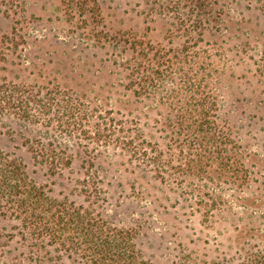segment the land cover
Segmentation results:
<instances>
[{
	"label": "trees",
	"instance_id": "1",
	"mask_svg": "<svg viewBox=\"0 0 264 264\" xmlns=\"http://www.w3.org/2000/svg\"><path fill=\"white\" fill-rule=\"evenodd\" d=\"M26 1L0 0V15L11 23L10 31L0 39L2 46L15 44L17 47L19 38L26 39L17 33L27 23ZM99 1L59 0L66 23L83 29L85 37L81 42H90L95 47L107 42L98 34L102 22ZM144 1L146 15L160 14L171 18L172 27H177L186 38L185 45L169 57L152 54L142 42L134 39L129 44L131 53L123 62L126 88L135 104L139 105L142 99L155 100L157 106L168 111L163 127L166 139L163 155L155 145L148 144L151 155L147 156L142 142L138 141L140 133L127 141L122 142L119 137L111 141V135L106 134L109 130L100 128L102 117H97L98 126L92 124L98 109L91 107L87 111L84 96L74 92L72 95L71 90L59 84L35 90L6 79L15 70L14 63L0 67V222L12 220L16 223L15 232L7 235L8 240L19 238V245L28 249V264L60 261L64 264L70 262L68 260L75 264H155L144 258L134 229L111 226L98 210L103 206V191L99 188L97 171L92 172L94 158L87 147L81 151L83 155L79 152L80 175L69 190L80 203L54 195L53 189L33 176L41 171L47 178L62 180L75 159L62 138L74 140L75 135L89 145L123 144L128 165L139 169V163L147 162L150 166L147 171L151 170L156 182L161 179L160 183H167L177 177L209 178L218 172V180L249 194L256 183L260 190L258 195L251 194L250 199L240 197L241 202L252 200L250 205L240 207L241 211L237 212L227 206L221 196L211 193L212 197L204 200L201 192L195 189L202 204L194 213H198L199 224L204 230L218 234L236 215L240 218L239 227L234 228L236 239L229 242L225 252L209 256L190 250L181 260L187 264H264V229L261 228L264 226V159L258 166L263 182H256L252 175L255 165H250V159H245L241 153L237 134L230 127L219 128L218 102L213 88L223 74L218 63L227 53L226 41L232 36L237 41L244 40L240 46L249 45L244 32L249 20H235L231 12L241 9L238 16H243L245 11H256L257 21L261 20L257 22L260 32L255 33L254 27L249 32L253 33L254 39L262 38L264 43V0ZM206 36L213 39L212 49L188 48L196 37L204 39ZM3 56L0 53V61L6 59ZM258 72L259 84L263 85L264 67ZM255 97L258 109L261 107L264 114V99ZM231 135L235 141H230ZM17 136L20 137L18 141ZM6 141L10 145L4 144ZM15 142L17 149L23 147L30 155L28 158L24 154L28 160L15 155L11 145ZM215 166L219 170L214 169ZM164 194L163 198L168 201L170 197ZM226 216H229L228 221H225ZM50 252L56 254V258L52 259Z\"/></svg>",
	"mask_w": 264,
	"mask_h": 264
},
{
	"label": "rangeland",
	"instance_id": "2",
	"mask_svg": "<svg viewBox=\"0 0 264 264\" xmlns=\"http://www.w3.org/2000/svg\"><path fill=\"white\" fill-rule=\"evenodd\" d=\"M99 2L102 22L98 34L105 37L107 42L95 47L90 42H81L85 37L83 29H76L66 23L59 0H27V25H22V30L17 32L20 36H26V39L19 38L17 47L15 44L2 46L0 42V53L6 58L0 61V67L14 63L15 70L6 79L26 84L35 90L45 85L52 87L59 84L71 90L72 95L84 96L87 111L91 107L98 109L93 115L92 124L98 126L97 117H102L100 128L102 131L106 128L109 130L106 134L111 135V141H116L118 137L122 142L127 141L135 133H140L138 141L142 142L141 147L146 150L147 156L151 155L148 144L155 145L163 155L166 141L163 127L168 111L157 106L155 100L142 99L139 105L135 104L126 88L123 62L131 53L129 44L134 39L142 42L152 54L169 57L185 45L183 42L186 38L181 36L177 27H172L171 18L160 14L146 15L144 0ZM240 11L235 10L231 14L236 17L235 20H249L248 25L244 26L249 45L240 46L239 43L244 40L237 41L232 36L225 43L227 53L224 60L218 63L223 74L220 81L213 85L219 109L217 123L220 129L230 127L237 134L241 153L246 156L245 159H250V165H255L253 180L262 183L263 175L259 173L258 166L260 160L264 159V114L260 106L258 109L255 96L264 99V81L260 85L261 80L258 78V71L264 67V43L262 38L254 39L253 33L249 32L251 27L256 29L255 33L260 32L257 22L261 20L257 21V12L245 11L243 16H238ZM9 22L0 15V39L10 31ZM212 41L207 36L204 39L196 37L188 48L209 50L212 49ZM123 49L126 53H123ZM128 111L135 114H129ZM16 139L18 141L20 137ZM62 139L75 157L71 171L66 170L62 180L47 178L41 171L33 176L53 189L54 195L80 203L79 198L69 190L80 175L79 152L83 155L81 151L87 147L94 158L95 168L92 172L97 171L99 188L103 191V206L98 210L111 226L134 229L144 258L155 264H187L181 258L183 255L187 257L191 251L199 255L217 256L226 251L232 239H236L233 232L235 227H239L240 218L237 215L218 234H209V229H203L199 224L198 213H194L202 204L198 192H201L204 200L212 197L211 193L221 196L227 206L237 212L241 211L240 207L250 205L252 200L241 202L240 197L250 199L251 194L256 196L260 191L256 183L250 188L251 194L241 191L231 183L218 180V172L212 173L209 178L177 177L167 183H160L161 179L156 182L151 170L147 171L150 169L147 162L139 163V169L128 165L127 154L119 142L89 145L83 139L75 138V135L74 140ZM232 140L235 141L233 135L230 138ZM6 143L10 145L8 141ZM16 143H11L15 155L30 158L23 147H15ZM234 149H237L236 146ZM122 152L124 155H121ZM30 169L34 170L32 166ZM164 193L170 197L168 201L163 198ZM228 218L226 216L225 221ZM15 226L12 220L0 222V264H28V249L19 245V238L8 240L7 235L15 232ZM261 228L264 229V226ZM50 255L52 259L56 258V254L50 252ZM68 261L64 264H75ZM53 263L61 264L62 261Z\"/></svg>",
	"mask_w": 264,
	"mask_h": 264
}]
</instances>
